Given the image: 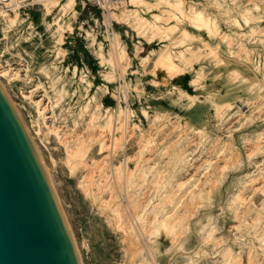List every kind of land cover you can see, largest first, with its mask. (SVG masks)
Segmentation results:
<instances>
[{
  "label": "rangeland",
  "instance_id": "1",
  "mask_svg": "<svg viewBox=\"0 0 264 264\" xmlns=\"http://www.w3.org/2000/svg\"><path fill=\"white\" fill-rule=\"evenodd\" d=\"M66 1L3 15L0 81L82 264H264V0Z\"/></svg>",
  "mask_w": 264,
  "mask_h": 264
},
{
  "label": "water",
  "instance_id": "2",
  "mask_svg": "<svg viewBox=\"0 0 264 264\" xmlns=\"http://www.w3.org/2000/svg\"><path fill=\"white\" fill-rule=\"evenodd\" d=\"M0 264H82L52 176L1 81Z\"/></svg>",
  "mask_w": 264,
  "mask_h": 264
},
{
  "label": "built area",
  "instance_id": "3",
  "mask_svg": "<svg viewBox=\"0 0 264 264\" xmlns=\"http://www.w3.org/2000/svg\"><path fill=\"white\" fill-rule=\"evenodd\" d=\"M45 0H0V19L3 15L16 11H24L31 7L40 5ZM105 16L113 7L122 6L129 0H89Z\"/></svg>",
  "mask_w": 264,
  "mask_h": 264
},
{
  "label": "bare ground",
  "instance_id": "4",
  "mask_svg": "<svg viewBox=\"0 0 264 264\" xmlns=\"http://www.w3.org/2000/svg\"><path fill=\"white\" fill-rule=\"evenodd\" d=\"M53 1L54 0H45L42 4L44 5L45 4V7H46V9H48V10H50V4L51 5H55V6H58V5H60V3H58V2H55V3H53ZM75 1L76 0H67L64 4H63V7H72L74 4H75ZM46 2H48V3H46ZM128 2V1H127ZM116 9V8H115ZM16 10H14L13 12H15ZM110 13V12H109ZM109 13H108V15H109ZM112 15L111 16H114L113 14H114V12H112L111 13ZM110 16V15H109ZM108 16V17H109ZM116 16H118V14L117 15H115V17ZM119 17V16H118ZM143 22H145V24H147L148 22L145 20V19H143ZM41 107V106H40ZM43 108V107H42ZM45 108H47V107H44L43 109H45ZM119 130V129H118ZM120 132V131H119ZM118 131H116L115 133H116V135L118 136V137H121V135H120V133H119ZM119 134V135H118ZM114 141L116 142V140H115V138H114ZM102 147H104V144L102 143ZM114 147V146H113ZM105 148V147H104ZM107 177V176H106Z\"/></svg>",
  "mask_w": 264,
  "mask_h": 264
}]
</instances>
